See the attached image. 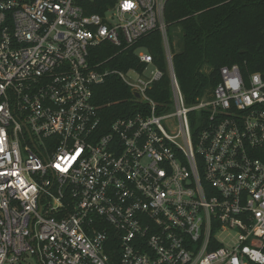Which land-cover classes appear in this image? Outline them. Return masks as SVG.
Returning <instances> with one entry per match:
<instances>
[{
	"label": "built area",
	"instance_id": "2783aa9c",
	"mask_svg": "<svg viewBox=\"0 0 264 264\" xmlns=\"http://www.w3.org/2000/svg\"><path fill=\"white\" fill-rule=\"evenodd\" d=\"M98 1L0 0V264H264V76L223 67L189 106L169 0ZM156 30L166 71L135 48ZM105 43L141 67L99 72ZM111 75L138 107L104 132L93 87Z\"/></svg>",
	"mask_w": 264,
	"mask_h": 264
},
{
	"label": "trees",
	"instance_id": "16d2710c",
	"mask_svg": "<svg viewBox=\"0 0 264 264\" xmlns=\"http://www.w3.org/2000/svg\"><path fill=\"white\" fill-rule=\"evenodd\" d=\"M106 1L99 0L88 13L103 14L116 0ZM165 21L175 73L187 105L213 92L223 67L239 65L246 74L264 76V0H169ZM173 28H179L181 33L178 51ZM135 48L147 49L155 64L166 71L162 35L158 30L142 38ZM90 62L101 73L141 67L132 51H121L108 43L91 50ZM149 95L159 104L169 101V78L166 76L157 83ZM93 103L99 108L104 132L116 120L133 115L138 107L130 90L115 75L93 87ZM256 157L264 162V148L256 152Z\"/></svg>",
	"mask_w": 264,
	"mask_h": 264
},
{
	"label": "rangeland",
	"instance_id": "374dc122",
	"mask_svg": "<svg viewBox=\"0 0 264 264\" xmlns=\"http://www.w3.org/2000/svg\"><path fill=\"white\" fill-rule=\"evenodd\" d=\"M173 35H174V46L176 51H178V46L181 38V33L179 28H173ZM151 71H154L153 68H151Z\"/></svg>",
	"mask_w": 264,
	"mask_h": 264
},
{
	"label": "water",
	"instance_id": "95a60500",
	"mask_svg": "<svg viewBox=\"0 0 264 264\" xmlns=\"http://www.w3.org/2000/svg\"><path fill=\"white\" fill-rule=\"evenodd\" d=\"M137 97H139L138 95H136Z\"/></svg>",
	"mask_w": 264,
	"mask_h": 264
}]
</instances>
